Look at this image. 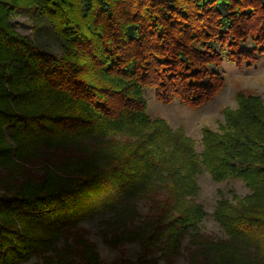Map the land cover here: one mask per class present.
I'll return each mask as SVG.
<instances>
[{"label":"trees","instance_id":"1","mask_svg":"<svg viewBox=\"0 0 264 264\" xmlns=\"http://www.w3.org/2000/svg\"><path fill=\"white\" fill-rule=\"evenodd\" d=\"M19 1L0 0V264H70L72 246L56 244L102 214L105 243L141 247L136 263L115 264H151L157 250L171 264L186 238L189 264H264V99L240 96L197 152L183 129L147 114L145 98L211 101L223 63L264 56V26L252 28L264 0ZM28 6L53 23L62 57L15 31L12 12ZM203 171L250 191L217 202L224 239L201 231ZM75 245L99 264L94 245L80 235Z\"/></svg>","mask_w":264,"mask_h":264},{"label":"rangeland","instance_id":"2","mask_svg":"<svg viewBox=\"0 0 264 264\" xmlns=\"http://www.w3.org/2000/svg\"><path fill=\"white\" fill-rule=\"evenodd\" d=\"M25 1V0H24ZM22 0L18 3L20 4ZM260 16V15H259ZM261 17V16H260ZM10 23L20 35L29 38L40 50L49 54L62 57L67 46L54 30L53 23L42 12L35 8L25 7L12 12ZM264 26V19L261 18L258 25L252 26L256 29ZM224 79V85L216 96L208 103L191 108L178 100L172 103H162L153 90L145 91L147 102V114L152 119H159L167 123L172 130L183 129L187 136L196 142L197 152L202 151V133L204 130L219 131L225 125V114L234 111L238 107L239 97L242 95L258 96L264 99V56H261L252 65L238 67L232 63L225 62L219 69ZM9 143H11L9 141ZM12 144V143H11ZM200 187L197 201L204 207L206 216L200 224L201 231L214 238H226L224 230L215 221L213 213L221 196L233 200V196L244 197L250 193L245 182L240 179H230L224 182H215L208 172H201L197 177ZM3 191H0V195ZM150 203L141 201L138 203V210L142 217L149 214ZM109 215L102 214L94 219L82 221L76 228L70 229L73 236L68 240L62 238L56 248H64L67 244L72 246L74 255L69 258L70 264H86L83 261L82 246L75 245L76 236H81L85 242L95 246L99 264H115L122 261L136 263L138 261L141 247L139 243H128L119 248L112 247L105 243L102 234L104 229L100 221L107 220ZM140 220L131 226H138ZM78 234V235H76ZM189 241L186 238L182 242V255L176 257L171 264H189ZM47 255H52L48 253ZM46 255V256H47ZM160 251L154 252V260L157 264H168L161 257ZM22 264H48L43 257H32Z\"/></svg>","mask_w":264,"mask_h":264}]
</instances>
